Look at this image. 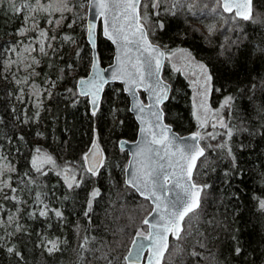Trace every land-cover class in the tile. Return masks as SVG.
<instances>
[{"label": "trees", "instance_id": "1", "mask_svg": "<svg viewBox=\"0 0 264 264\" xmlns=\"http://www.w3.org/2000/svg\"><path fill=\"white\" fill-rule=\"evenodd\" d=\"M201 1L196 0L197 3ZM189 12L182 9L176 16L161 13L167 30L155 29L153 24L154 35L149 33L148 37L163 48L184 49L206 66L212 77L210 104L218 114L215 120L223 119L233 129L234 135L228 144L237 163L233 167L227 152L219 149H207V159L201 158L204 163L198 161L195 182L210 186L202 193L200 223L193 226V236L184 241L170 239L171 255H165L163 264H196L188 252L195 243L197 228L212 237L205 240L207 248L200 250L203 253L200 264H264V210L259 204L264 200V18L257 15L264 12V0H252L251 18L238 20L239 28L227 40L219 34L199 31L195 24L200 25L210 19L190 17L191 14L202 13ZM20 18L10 14L8 8L0 11V48L9 31L13 33L18 28ZM97 33V52L101 65L105 66L112 61L113 48L102 38L100 25ZM77 36H80V42L74 52L58 60L55 66L52 62L46 64L47 68L41 71L43 76L60 79L54 98L49 102L50 116L57 118L53 122L46 119L45 127H40L43 141H34L33 128L25 129L13 120L7 105V87L0 81V145L13 154L17 170L13 175L14 182L24 180L27 184V177L33 178L35 184H27L32 195L35 197V193H40L50 208L60 209L66 217L63 222L51 213L48 218L40 217L39 207L29 202L21 213L22 230L8 240H0V264H104L93 253L79 249L80 236L85 234V229L98 240L111 245L115 249L111 254L117 257L116 264H120L136 230H147L142 221L151 211V205L124 185L120 169L126 167L128 155L118 149V141H133L137 133V124L129 112L128 98L121 85L109 84L105 87L101 114L95 123L89 117L85 98L79 97L74 107L70 99L65 98L69 96L66 90H75L77 80L87 75L91 61V50L85 37L82 34ZM78 50L82 51L76 57ZM69 63L73 65L70 70L67 69ZM61 69L64 71L61 72ZM165 70L164 67L163 77L169 81ZM173 79L169 99L163 105L165 121L180 135L196 132L197 126L188 105L189 91L180 76ZM140 96L144 99L142 93ZM229 96L232 97L229 106L222 108ZM112 107L118 109L114 123L109 116ZM208 125L207 131L217 134L224 131L219 126L212 129L211 124ZM94 129L105 154V167L100 170V176L89 179L86 175L85 183L70 191L63 175H57L58 171L46 167L43 169L47 173L45 175L34 169L32 159L37 149L50 154L61 169L68 165L79 167L82 154L94 137ZM53 130L57 136L54 143L50 141ZM21 136L22 140L19 139ZM200 143L208 144L203 140ZM209 143L216 144L218 140ZM93 186L100 188L102 196L94 204L92 224L89 225L83 208ZM51 193L54 200L57 198L55 204L50 202ZM33 209L37 213L35 217L29 215ZM208 220L213 221L215 229L205 223ZM234 236L239 238L242 255L233 253V248L237 246ZM47 238H59L60 251L49 254L41 248V240ZM178 245L185 251L178 253ZM9 246H13L21 256L8 253Z\"/></svg>", "mask_w": 264, "mask_h": 264}, {"label": "snow or ice", "instance_id": "2", "mask_svg": "<svg viewBox=\"0 0 264 264\" xmlns=\"http://www.w3.org/2000/svg\"><path fill=\"white\" fill-rule=\"evenodd\" d=\"M0 2L6 3L13 14L23 18L24 27L18 29V35L25 36L29 31L38 33V48H33L31 43L26 44L24 52L27 55L21 56L18 60L9 59L4 65L5 68L15 65L19 70L27 72L29 76L38 75L34 71V65L38 61L31 55L32 52L49 56L50 53L47 49H51L52 52L59 51L58 47H53L52 44V41H55L57 37L50 36L47 30L39 28L38 16L41 14L47 16V23L57 27L66 19V13L75 12L77 5L73 4L72 0H19V4L17 0H0ZM215 4L216 7H212L210 11L219 15L217 8H222L223 13L227 14L226 23L234 24L237 19L247 21L251 18L252 0H244L243 3L239 0H215ZM79 7L94 10L95 16L103 17L104 35L117 46L116 64L113 66L111 79L123 84L125 86L123 91L130 93L135 98L131 111L137 114L141 139L136 142L133 159L123 169L127 177L125 185L150 203L149 217L155 222H150L149 217L143 219L142 224L148 225V229L145 231L138 228L132 244L136 248L137 257L147 248L149 264H163L165 254L171 255L169 236L182 242L193 236V226L200 223L202 193L210 186L195 182L194 171L197 169V161L204 163L201 158L207 159V149H219L227 152L233 167H235L237 160L228 144L234 132L223 119L213 121L210 127L216 129L219 124L224 131L218 134L207 131L209 125L205 118L200 121L199 125L204 132L194 133L188 139L195 143H188L185 138L176 137L172 133L171 127L164 123L165 112L161 106L169 99V86L161 76L165 52L162 50V45L148 39L150 30L146 27V22L149 17H155L156 19L153 21L155 29L166 31V23L161 18V13L176 16L180 10L188 7L187 0H80ZM245 9H249V11L246 12ZM188 10L191 11V8ZM76 19H82V17L76 14ZM74 23H76L75 19L67 26L71 28ZM94 29L95 25L92 23L85 26L87 41L93 48H95ZM209 31H214V26H210ZM63 41L71 44L76 43L70 35H65ZM9 50L13 53L19 51L16 47ZM81 51H76L75 56L79 57ZM99 62L98 56L91 59L92 74L87 79L78 80L75 90L68 88L66 92L69 96L65 97L70 99L73 107L79 102V97H84L90 105L89 117L93 123L99 119L101 114V93L104 85L108 82L103 74L107 70L100 69ZM72 67L73 65L70 63L67 65L68 69ZM199 67L205 76L204 83H201L202 94H206L205 84L207 81H211L212 77L207 74V68L203 64H200ZM176 70L179 71V69ZM60 71L63 72L64 69ZM14 79L18 85L28 83V77L23 80L18 77H14ZM51 87H55V82H51ZM141 90L148 93L146 101L138 95ZM19 91L23 94L24 90L19 89ZM45 93L48 97L52 95L47 89ZM17 99L20 97L17 96ZM37 99H39L38 96ZM231 100L232 97H227L221 107L229 106ZM202 107L205 106L202 105ZM13 111L15 110L13 109ZM117 111L118 109L115 108L111 110L113 117ZM38 117L39 112L37 111L31 120L38 122ZM14 119H19V117H14ZM197 119L199 120V117ZM22 122L28 123L29 120L25 119ZM120 123L123 122L120 121ZM37 135L41 134L37 133ZM205 135L211 140H218V143L201 145L200 141L205 139ZM219 137H226V139H218ZM19 139L22 140L23 137L21 136ZM119 146L123 148V143H119ZM102 152L103 150L99 147V137L94 129L91 147L82 157L84 163L77 168H73L71 165L65 166L57 172V175H63L65 184L70 191L80 188L85 183L86 175L89 179L101 175L100 169L105 167V157ZM46 160L48 164L56 166L55 160L51 156H47ZM0 161H7V157L0 156ZM33 167L38 173L47 174L43 172L42 168L36 166L35 161H33ZM14 171L10 162L0 163V197L4 200H12L17 204L26 203V201H21L17 195L18 188L11 184V173ZM225 175L227 176L228 173ZM20 183L24 184L25 181L21 180ZM27 184H35V180L27 177ZM101 196L100 188L95 186L87 194L83 215L89 225L92 224L94 204ZM35 201L39 207L38 215L40 217L48 218L51 213L61 222L66 220L64 213L58 208H50L48 203L41 198L40 193H35ZM259 204L264 210V200L259 201ZM2 208L3 205H0V209ZM29 215L35 217L37 215L35 209ZM12 219L9 217V220ZM205 223L213 229L216 227L211 220L205 221ZM77 229H79V225H77ZM21 230L17 224L14 232H10L8 235H14L16 231ZM195 232V243L188 255L196 261V264H200V260L203 258V253L200 250L207 248L205 240H210L212 237L200 231L199 228ZM84 233L80 236V250L93 253L96 259L103 261L104 264H116L117 257L111 254L115 249L111 245L90 235L88 229H85ZM77 235H79V231ZM3 239L4 237L0 236V240ZM233 239L237 242V246L233 248L234 255H242L239 238L234 236ZM144 240H147L148 244L143 243ZM60 243L59 238H47L42 239L39 246L49 254H53L60 251ZM97 244L100 247H96ZM7 251L18 257L21 256V253L13 246H9ZM176 251L184 252L185 249L178 245ZM132 255V251L129 250L120 264H127Z\"/></svg>", "mask_w": 264, "mask_h": 264}, {"label": "rangeland", "instance_id": "3", "mask_svg": "<svg viewBox=\"0 0 264 264\" xmlns=\"http://www.w3.org/2000/svg\"><path fill=\"white\" fill-rule=\"evenodd\" d=\"M79 2L80 0H72V3L77 5L75 12L66 13L65 14L66 19H64L61 22V24L57 27L50 26L47 23L48 20L47 16L43 14L38 16L37 22L39 28L47 30L50 36L54 35L57 37L55 41H52V44L53 47H58L59 49V51L57 52H52L51 49H47L50 53L49 56L41 55L38 52H32L31 55L35 57L36 60L38 61V63L34 65V71L35 73H38V75L29 76L27 72L19 70L15 65H13L10 68H5L4 66L9 59L18 60L21 56L27 55V53L24 52V46L26 44L31 43L33 48H38L37 32L29 31L25 36L18 35V29L24 27V20L22 17L20 18V24L18 28L13 33L9 31V33L6 35L7 40L0 48V81H3L5 86L7 87L6 96L8 97L7 105L9 107V113L13 115V120L16 121L18 125L23 126L25 127V129H29V130L33 128L34 134L32 139L34 141H36V139L43 141L44 134L40 127L42 128L45 127L46 119L50 122H53L57 118L56 116H50L49 110L51 109V105H49V102L54 98L55 90L58 88L60 79L51 78L50 76H43L41 74V71L43 68H47L46 64L49 65L52 62V65L55 66L58 60L65 59L66 55H70L72 52H74L75 48L78 47L80 42V36H77V34L79 35L82 34L85 37V21H86L87 8H83V9L80 8ZM17 3L19 4V0H17ZM187 4L188 7L184 9L188 10V8H191V12L189 13L192 12L202 13V15L191 14L189 15L190 17H194V18L208 17L207 19H210L204 22L200 21V23L203 22L200 25L195 24V26L199 29V31H201L204 34H210V35L219 34L220 37L227 40L228 36L232 34L234 30L239 28L240 25V23L238 22L239 19H237L234 24L225 22L227 14L223 13L221 8L219 7L217 8V11L220 13L219 15L210 11L212 7H216L215 0H203L198 3L196 2V0H187ZM7 8L8 6L6 3L0 2V11L5 10ZM149 11H151V9H149ZM10 14H13L11 10H10ZM76 14H79V16L82 17V19H76ZM257 15H263L264 18V12L259 13ZM153 18L154 17H149L146 22V27L150 30L149 33L152 35H154ZM74 19L76 20V23H74L72 27L69 28L67 25L71 23ZM210 26H214V31L212 32L209 31ZM230 28L233 30H229ZM65 35L72 36L75 39L76 43L71 44L68 42H64L63 37ZM12 47L18 48L19 50L18 53H13L12 51H10L9 49ZM163 49L168 51L166 57L167 59L165 61V66H164L166 68L165 71H167L166 72L167 80L173 82L174 81L173 78L175 75L176 77L180 76L184 80V84L186 85L185 88L186 90L189 91L188 105L191 109L192 120L195 122L197 126L196 132L202 131V129L199 126L201 120L207 118L208 124H211L213 121H218L215 120L218 114L210 104L211 81L206 82L205 87L207 88V93L202 94L203 90L201 88V83H204L205 76L199 65L203 63L196 60L194 57H192V55H190L185 50L179 48L167 49L166 47H164ZM61 57L63 58L61 59ZM22 67L23 66L21 65V68ZM176 69H179V71H177ZM207 74L210 75L208 70H207ZM14 77H18L21 80H23L25 77H28V83L27 84L21 83L18 85ZM163 79L165 80V77H163ZM51 82H55V87H51ZM19 89L24 90L23 94L20 93ZM46 89L52 93L50 97L46 95L45 93ZM17 96H19L20 99H17ZM37 96L39 97V99H37ZM86 104H88L87 100H86ZM37 105H39V107H37ZM202 105H204L205 107H202ZM114 108L115 107H112L111 110ZM13 109L15 111H13ZM111 110L109 111V116L112 118V123H114L115 120L113 119L115 117H113ZM37 111L39 112L38 122L32 121L31 117ZM14 117H19V119H14ZM197 117H199V120L197 119ZM25 119L29 120V122L23 123L22 121H24ZM217 126H219V124H217ZM203 132L204 131H202V133ZM37 133H40L41 135H37ZM56 137L57 136L54 134V130H53V135L51 138L52 140L50 141L54 143L57 139ZM203 141L209 144V142H211V139L210 137H207L205 135V139H203ZM91 142L92 140H90V143L87 146L85 152L88 150ZM84 153L82 154V157ZM0 156L7 157V161H0V163L10 162L11 166L14 167L15 171L11 173V184L12 186L18 188L17 195L20 197L21 201H26V203L17 204L12 200H4L2 197H0V205H3V208L0 209V236L4 237L3 240H8L10 237L13 236V235L9 236L8 233L14 232L17 224L21 227V229L23 228V220L21 218V213L24 211L25 206H27L29 202H31L32 205H37V204L35 199H33L35 197L32 195L30 189L27 186H25L26 183L22 184L20 183V181L18 182L17 180H15L14 182L13 175L17 173V170H16V163L14 162L13 154L9 153L8 150L4 149L0 145ZM47 156H51V155L46 153L44 150H40L39 152L34 154L32 161H35L36 166L42 168V170L46 167H51L55 172L60 171L61 168L58 167L56 161H55L56 166H52L47 163L46 160ZM83 163L84 162L82 160L81 165ZM120 169L123 177L124 167ZM123 182H124V178H123ZM50 198H52V201L50 202L52 204H55L57 198H55L54 200L53 193H51ZM18 208L19 211H17ZM9 217H12L13 219L9 220ZM17 232L19 231H16L15 233ZM174 247H176V245Z\"/></svg>", "mask_w": 264, "mask_h": 264}, {"label": "water", "instance_id": "4", "mask_svg": "<svg viewBox=\"0 0 264 264\" xmlns=\"http://www.w3.org/2000/svg\"><path fill=\"white\" fill-rule=\"evenodd\" d=\"M239 2L243 3L244 0H239ZM221 9H222V8H221ZM245 11L248 12L249 9H245ZM250 15L252 16V4H251V6H250ZM89 23H92V24L95 25V29H94V35H95V48H93V47L88 43V41H87V37H86V33H85V39H86V42L88 43V45H89V47H90V50H91V54H90L91 59H92L94 56H98V52H97V38H98L97 29H98V25H100V32H101V36H102V38H104L105 40H107V41L111 44V46H112V48H113V56H112V61H111V63L108 64V65L102 66L101 63L99 62V68H100V69H106V70H107V71L104 72L103 74H104L105 78L108 80V82L104 85L103 91H102V93H101V100H102L103 92H104V89H105V87H106L107 85H109V84H119V85H121L122 90H123V88H124L125 86H124L123 84H121L119 81H113V80L111 79L112 69H113V66L116 64L115 56H116V54H117V46H116L115 44H113L112 41L108 40V39L106 38V36L104 35L103 17L95 16V15H94V10L87 9V10H86V21H85V26H86L87 24H89ZM148 39L150 40L149 37H148ZM162 50H163V48H162ZM163 51H164V50H163ZM98 57H99V56H98ZM164 63H165V59H164L163 62H162L161 76H162V73H163ZM91 74H92V73H91L90 66H89V71H88L87 75H86L85 77L80 78V79H87ZM162 78H163V77H162ZM80 79H78V80H80ZM78 80H77V81H78ZM165 82H166V81H165ZM76 83H77V82H76ZM166 83H167L168 86H169V93H168V95L170 96L171 86H170V84H169L168 82H166ZM123 92H124V94H125V95L127 96V98H128L129 112H130V114L133 116L134 120L136 121V123H137V125H138L137 136H136V139H135L134 141H128V140H126V139H121V140H119V143H123V148H121V147L119 146V143H118V148H119L120 150H122V151H125V152L127 153V155H128V160H127V164H126V166H127L128 163H129V161L133 159V152L135 151V148H136V142H137L138 140L141 139V136H140V133H139L140 124H139V121L137 120V114H136L135 112L131 111V108H132V106H133V102H134V99H135V98H134L130 93L125 92V91H123ZM140 93H142V94L144 95V100L146 101V100H147L148 93L145 92V91H143V90H141ZM140 93L138 94L139 96H140ZM140 98H141V96H140ZM141 99H142V98H141ZM167 101H168V100H167ZM167 101H166V102H167ZM166 102H165V103H166ZM165 103H164V104H165ZM164 104H163V105H164ZM163 105L161 106L162 108H163ZM88 106L90 107L89 104H88ZM164 123H166L165 118H164ZM166 124H167V123H166ZM167 125H169V124H167ZM169 126L171 127V131H172V133H174L176 137H178V138H185V140H186L188 143H195L194 141H192L191 139H188V138H190V137H191L194 133H196V132H190V133H187V134H185V135H180L179 133H177V132L173 129V127H172L171 125H169ZM93 139H94V137H93ZM93 139H92V140H93ZM91 143H92V142H91ZM90 147H91V145L89 146L87 152L89 151ZM99 147H100V149H102V147H101L100 144H99ZM102 150H103V149H102ZM102 155L104 156V151L102 152ZM197 163H198V161H197ZM100 170H101V169H100ZM194 172H195V171H194ZM126 179H127V177H126V175H125V173H124V180H126ZM132 190H133V189H132ZM133 191H134V190H133ZM134 192H135V191H134ZM136 194H137V193H136ZM137 195L139 196V194H137ZM139 197H140V196H139ZM140 198H142V197H140ZM142 199H143V198H142ZM149 204H150V203H149ZM149 213H150V212H149ZM146 217H149V214H148ZM146 217H145V218H146ZM149 218H150V222H155L154 219H152L151 217H149ZM145 226H146V228L148 229V225H145ZM170 237H171V236H169V238H168V242H169ZM133 239H134V237H133ZM133 239H132V240H133ZM143 243L148 244V241H147V240H144ZM129 250L132 251L133 255H132L131 257H129V259H128V261H127V264H149V259H148V257H149V250H148L147 248L145 249V251H144L143 253H141V254L139 255V257H137V256H136V248L133 246L132 241H131L127 253L129 252ZM127 253H126V255H127ZM126 255H125V256H126Z\"/></svg>", "mask_w": 264, "mask_h": 264}, {"label": "bare ground", "instance_id": "5", "mask_svg": "<svg viewBox=\"0 0 264 264\" xmlns=\"http://www.w3.org/2000/svg\"><path fill=\"white\" fill-rule=\"evenodd\" d=\"M166 81V80H165ZM167 82V81H166ZM124 93V92H123ZM89 107V106H88ZM129 107V105H128ZM129 109V108H128ZM136 122V121H135ZM137 124V123H136ZM137 130H138V125H137ZM136 136H137V133H136ZM136 139V138H135ZM121 140V139H120ZM134 141V140H133ZM119 142V141H118ZM100 144V143H99ZM91 145V144H90ZM118 145V144H117ZM119 149V148H118ZM120 150V149H119ZM122 151V150H121ZM87 152V151H86ZM104 157H105V154H104ZM123 178H124V175H123ZM124 183H125V180H124ZM170 239H173L172 237H170ZM170 239H169V242H170ZM166 255V254H165Z\"/></svg>", "mask_w": 264, "mask_h": 264}, {"label": "flooded vegetation", "instance_id": "6", "mask_svg": "<svg viewBox=\"0 0 264 264\" xmlns=\"http://www.w3.org/2000/svg\"><path fill=\"white\" fill-rule=\"evenodd\" d=\"M164 50V49H163ZM182 50H184V49H182ZM186 51V50H185ZM164 52H165V58L167 57V52L168 51H166V50H164ZM167 59V58H166ZM174 77H176V75L174 76ZM169 84H170V86H171V82H168ZM171 93V92H170Z\"/></svg>", "mask_w": 264, "mask_h": 264}]
</instances>
